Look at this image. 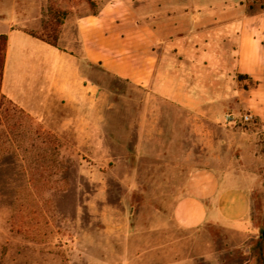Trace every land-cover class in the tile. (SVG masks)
I'll list each match as a JSON object with an SVG mask.
<instances>
[{
	"label": "rangeland",
	"instance_id": "obj_1",
	"mask_svg": "<svg viewBox=\"0 0 264 264\" xmlns=\"http://www.w3.org/2000/svg\"><path fill=\"white\" fill-rule=\"evenodd\" d=\"M18 1L9 0L8 13ZM32 1L38 21L23 29L51 39L48 7L64 11L57 44L81 56L75 20L109 0ZM245 5L264 15V0ZM88 76L95 92L86 111L56 104L35 115L10 99L24 113L0 123V264H264V132L236 103L233 52L205 107L215 122L97 66ZM201 165L247 190L246 231L177 226L173 205Z\"/></svg>",
	"mask_w": 264,
	"mask_h": 264
},
{
	"label": "crops",
	"instance_id": "obj_2",
	"mask_svg": "<svg viewBox=\"0 0 264 264\" xmlns=\"http://www.w3.org/2000/svg\"><path fill=\"white\" fill-rule=\"evenodd\" d=\"M1 1L0 34L7 35L1 91L32 114L50 113L56 104L86 111L95 92L88 70L97 66L158 93L170 106L189 108L198 121L215 122L205 107L215 103L221 88L217 67L233 52L236 103L264 132V15L247 13L245 0H142L143 5L109 0L96 13L76 18L81 56L23 29L38 21L32 0L27 10L15 14L21 0L10 13L9 0L7 6ZM15 22L19 26L12 28ZM189 59L203 67L199 77ZM249 212L245 188L231 175L201 165L187 175L172 216L185 230L216 226L242 233Z\"/></svg>",
	"mask_w": 264,
	"mask_h": 264
},
{
	"label": "trees",
	"instance_id": "obj_3",
	"mask_svg": "<svg viewBox=\"0 0 264 264\" xmlns=\"http://www.w3.org/2000/svg\"><path fill=\"white\" fill-rule=\"evenodd\" d=\"M89 5L92 6V3L88 1ZM54 8L48 7V12L53 14L54 16V22L51 24L52 28L50 31H45L44 34H52V38H48L44 36L43 34H38L31 30H26V32L42 41H45L46 43L55 46L57 48H60L57 44V26L61 22V18L58 17V12L61 14V17L64 16V11H59L58 9L53 10ZM97 10H93L91 13H96ZM49 26L50 24H46ZM50 27V26H49ZM6 43H7V35L5 33L0 34V123L7 121V117L9 115H15L18 113H24L23 109L18 107L16 104H14L5 94L1 91V81H2V73H3V65L5 60V52H6ZM239 78H246L245 75H239Z\"/></svg>",
	"mask_w": 264,
	"mask_h": 264
},
{
	"label": "built area",
	"instance_id": "obj_4",
	"mask_svg": "<svg viewBox=\"0 0 264 264\" xmlns=\"http://www.w3.org/2000/svg\"><path fill=\"white\" fill-rule=\"evenodd\" d=\"M244 118H245V119H249V116L245 114V115H244Z\"/></svg>",
	"mask_w": 264,
	"mask_h": 264
}]
</instances>
